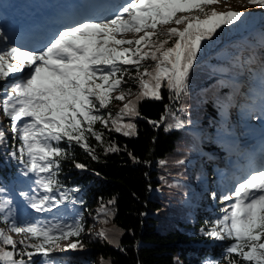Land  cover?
Segmentation results:
<instances>
[{"label":"snow or ice","instance_id":"1","mask_svg":"<svg viewBox=\"0 0 264 264\" xmlns=\"http://www.w3.org/2000/svg\"><path fill=\"white\" fill-rule=\"evenodd\" d=\"M219 3L226 4L227 0H128L111 18L67 27L41 50H24L15 45L0 47V82L22 74L21 79L4 90L0 109L10 121L13 139L19 141V155H10L23 165L24 176L35 177L32 192L36 195L21 193L35 212H49L65 202L77 203L69 195L76 189L61 190L63 185L57 178L61 161L71 158V153L59 146L61 141L79 146L96 160L95 149L88 141L90 136L103 146L104 134L94 127L97 122L124 136L135 135V124L122 121L139 116L141 100L161 99L162 87L174 92L177 99L187 94L189 72L202 48L201 42L212 39L222 26L233 25L245 15L230 6L229 10L217 12L212 6ZM246 3L264 10V0ZM171 24L183 27L158 30ZM124 33L140 35L134 40L118 38ZM161 36L168 39L160 40ZM169 41L172 44L166 47ZM148 60L154 65H146ZM126 66L135 68V76ZM126 75L139 88L135 99H126L133 95L130 88L123 87L128 82ZM113 100L123 102L115 115L99 114ZM174 126L183 128L185 124L177 120ZM5 137V131L0 129V142ZM104 150L120 149L109 143ZM73 163L77 169L85 167ZM159 163L163 166L166 161ZM222 200L234 202L222 218L212 221L202 233L231 241L223 256L227 264H264V168L240 179ZM114 202L110 200L107 205ZM11 203L9 199L0 200V214H4L5 222L12 216ZM107 205L101 202L96 210L97 222L106 224L114 215ZM84 228L82 213L71 222L37 221L18 226L11 220L6 229L0 228V264H31L37 253L48 256L63 250L60 241L80 237ZM109 231L100 229L94 234L119 247L118 239L110 238ZM11 234L21 239L16 240ZM66 247L75 249L82 245L76 240L69 241ZM176 261L180 264L179 258ZM100 264L110 262L101 257Z\"/></svg>","mask_w":264,"mask_h":264},{"label":"trees","instance_id":"2","mask_svg":"<svg viewBox=\"0 0 264 264\" xmlns=\"http://www.w3.org/2000/svg\"><path fill=\"white\" fill-rule=\"evenodd\" d=\"M250 21H255L264 32L262 10L245 13L239 21L222 26L212 39L203 41L206 55L190 70L186 95L177 99L174 92L162 87L161 99L141 100L139 116L133 119L135 135L124 136L97 122L94 127L104 134L103 146L90 136L88 141L95 149L96 160L79 146L60 142L59 146L70 152L71 158L61 161L57 178L63 185L61 190L76 189L69 195L77 203H70L77 215L83 214L85 228L80 237L69 238V241L79 240L82 247L55 250L47 257L59 264H100L101 257L110 264H177L176 258L183 264L214 261L227 264L223 256L231 241L205 236L201 231L224 215V205L219 202L223 195L212 178H217L218 164L213 158L225 159L227 150L216 135L232 133L240 120L239 109L244 99L235 92L229 77L246 72L248 80L254 82L252 63L263 61L264 39H248L256 49L238 39L216 48L226 38L229 40L228 34L238 31L240 24ZM171 44L169 41L166 46ZM203 61L220 66L221 72L214 74L200 69ZM247 65L251 69L244 71ZM126 67L132 75L136 74L134 67ZM125 79L128 80L123 85L125 89L136 84L127 75ZM6 84L9 83L3 81L0 86ZM177 120L185 126L176 128ZM169 125L173 126L169 128ZM190 128L207 131L208 137L197 138ZM5 133V140L0 142V180L16 183L23 165L10 154L19 155V141L13 139L11 130ZM109 143L120 150L105 152ZM162 160L166 161L163 166L159 163ZM181 160L183 164L177 163ZM73 161L85 167L77 169ZM207 178L211 179L210 183L205 182ZM110 200L115 202L107 205ZM101 202L114 213L110 221L116 229L114 239H118L119 247L91 233ZM38 255L41 254L33 256L32 264H40L35 263Z\"/></svg>","mask_w":264,"mask_h":264},{"label":"rangeland","instance_id":"3","mask_svg":"<svg viewBox=\"0 0 264 264\" xmlns=\"http://www.w3.org/2000/svg\"><path fill=\"white\" fill-rule=\"evenodd\" d=\"M111 2V7L114 5V1L112 0H104L103 2L106 4H108V2ZM55 3L56 0H0V34L3 35V39H0V47H6V46H11V45H15L17 47H20L21 49L24 50H32V51H38L43 49L42 47H39L37 49H33L31 47H29V45L27 46L28 41H25V45L24 46H20L18 45V43H13V41L11 40V36L7 35V30H8V26L9 23L13 20V19H17V16L19 14V12L21 13L23 10L28 9V10H38V6L39 4L42 5H49L52 8L55 7ZM128 2V0H122L121 3L116 4L115 8H112L107 14L104 15L105 19L107 18H111L112 16H114L116 13H118L121 8ZM229 6L231 8V10H235V11H240L243 13H254V12H260L262 11L261 9L255 8V7H251L248 6L246 3V0H227V3H219L214 5L213 7L215 8V10L217 12H221V11H226L229 10ZM97 15V14H96ZM96 15H92V16H85L83 18L80 19V22H84L87 21L89 19L93 20V21H99L102 19H94V17ZM238 26V25H237ZM68 27H71V25H69ZM167 27H183L181 26H177L174 24L171 25H166L162 28H160V31L166 30ZM58 32H60L61 30L64 29V25H60L58 27ZM137 34L134 33H124L122 34L120 37L118 38H125V39H134L136 37ZM238 36V37H237ZM229 40H227L228 38H226V41H222L219 46L216 48H220L222 45H224V42L227 43L228 41H231L234 39H238L240 40L242 43L246 42V39L249 38H255L257 40H262L264 39V32L259 29V25L256 24V22L254 21H250V22H243V25L240 24L238 26V31H232L230 34H228ZM236 37V38H235ZM31 38V36L29 37ZM44 36H37V40L39 41H43ZM160 40H164V39H168L166 36H161L159 37ZM47 40V39H46ZM174 40V39H173ZM31 41V40H30ZM49 42L46 41V45ZM202 43V48L201 50L197 53V59L195 60L193 66L197 63L198 60H201L202 58L205 57L206 53L204 50H206L205 48V44ZM40 45V44H39ZM45 45V46H46ZM167 47V46H166ZM206 47H208L207 43H206ZM255 48V46H250ZM205 48V49H204ZM142 50H147V49H143ZM209 54V53H208ZM146 65H154V62L151 60H148V63H146ZM258 63L255 65L253 64V66H257ZM200 69L205 70L208 69L211 73L214 74H219L221 72V68L220 66H216L214 65V63H211L209 61H203L202 63L199 64ZM149 70H151V67L149 68ZM248 70V69H247ZM260 71L258 72L261 75V78L259 77L258 80H256L254 85H250V84H246V82L243 80V76L240 75H235L233 76V79H235L236 83H234L233 87L236 88V90L240 93L243 94V90H242V86L245 85L247 87H250L251 91H254L256 93L259 94V97H255L254 94L251 93H244V95L249 98L246 102V107L245 109H240V111H243L244 116L245 114L249 115L250 117H247L245 121H240L237 122V125L234 128V131L238 132L239 136L237 139H235V144L234 147H237L241 150H244V147L246 145L250 146L252 144L253 141H255L257 139V137L261 134H264V65H261ZM141 71H143V68L141 69ZM257 73V74H258ZM135 76V75H133ZM221 76V75H220ZM22 78V74H14L12 75L6 82L10 81L9 84H6L4 86H0V100L3 99L4 97V90L9 87L12 83L17 82L19 79ZM145 79H147V77H145ZM3 82V81H2ZM0 82V84L2 83ZM8 85V86H7ZM167 88V87H166ZM129 89V88H127ZM130 89L132 90L133 95L127 97L126 99H135V94L139 92V88L137 86V84L134 85V87H130ZM168 89V88H167ZM169 90V89H168ZM122 103L121 101H112V108H107L104 109L103 111H101L99 114L101 115H107L109 112H111L113 115H115V113L119 110L120 107H122ZM133 119L132 118H128L125 117L124 120L122 121V123H133ZM10 121L7 120L6 117L3 116V112L2 109H0V129L6 131L8 129V131H10ZM196 136L199 138L200 136L202 137H206L208 132L207 131H199V130H192ZM224 139V138H222ZM233 156H231L232 159V164L231 167H235V166H240L241 165V169L244 168L245 171H243L242 175L238 176L237 179H235L234 181H230V185L227 184V181L225 178L219 177L217 179V183H219V186H223L226 191V194H229L233 188L234 185L243 177L247 176L248 174H250L253 171L256 170H260L262 168H264V155L261 159V162L258 161V159H252L250 156L246 157L244 159L240 158V156H236L234 154H232ZM240 160V161H239ZM243 160V161H242ZM228 166L230 165V163L227 164ZM246 168V169H245ZM223 171H225L224 173H226V169L223 168ZM23 172V167L19 169V173H18V177L16 179V183L12 182V181H8V182H3L0 180V188L4 189V191L0 192V200H4V199H9L12 201L10 208L12 210V216L10 218L9 221L5 222L3 220V215L4 214H0V228L6 229L8 226V223L11 222V220H15L16 224L18 226H23L27 223L30 222H37V221H57V220H61V221H66V222H71L72 219L77 216V210L75 209V207L70 203V202H65V204L60 205L57 208H53L51 211L49 212H45V213H37L35 212V210H33L28 203V200L24 197L21 196V193H27L29 196L32 195H36V193L32 192V188L35 187L34 185V179L35 177L32 176L31 174H29L28 176H24L22 174ZM226 175V174H225ZM165 190V189H164ZM167 191V190H165ZM42 194V193H40ZM169 194V193H167ZM223 204L224 206V211L229 210V205L234 202L232 200L229 201H224L223 200ZM103 219V218H101ZM100 229H106V230H111L109 231V236L114 239L115 238V231L116 229L113 227V225L111 224L110 219L108 220V223H100L94 221V227L91 230V233L94 234L95 232H98ZM13 235V238L16 240H20L21 237L16 235V234H11ZM61 246L62 248H67V242L66 241H61ZM19 247V245H18ZM26 259V258H25ZM40 262V264H57L53 259L48 258L47 256H44L43 254L36 256V262ZM180 264H183L182 260L179 259ZM33 262H31L32 264Z\"/></svg>","mask_w":264,"mask_h":264},{"label":"bare ground","instance_id":"4","mask_svg":"<svg viewBox=\"0 0 264 264\" xmlns=\"http://www.w3.org/2000/svg\"><path fill=\"white\" fill-rule=\"evenodd\" d=\"M92 3H93V1H91ZM99 5H97L96 7H98ZM100 9H102L101 7H99L98 8V10H100ZM29 45V47H31V48H37V44L36 43H30V44H28ZM257 143L256 144H252V146H253V148H245L246 150V152H249V154L250 153H253V149H254V147L256 146V145H261V146H263L264 147V141L263 142H260V141H256Z\"/></svg>","mask_w":264,"mask_h":264}]
</instances>
